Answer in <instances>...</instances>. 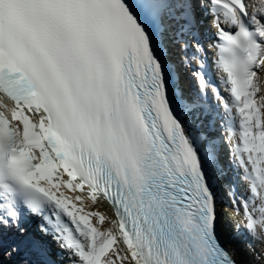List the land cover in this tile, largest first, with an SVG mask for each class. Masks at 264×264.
I'll return each mask as SVG.
<instances>
[{"label": "snow or ice", "instance_id": "obj_1", "mask_svg": "<svg viewBox=\"0 0 264 264\" xmlns=\"http://www.w3.org/2000/svg\"><path fill=\"white\" fill-rule=\"evenodd\" d=\"M243 236L264 243V0H0V264H245Z\"/></svg>", "mask_w": 264, "mask_h": 264}, {"label": "bare ground", "instance_id": "obj_2", "mask_svg": "<svg viewBox=\"0 0 264 264\" xmlns=\"http://www.w3.org/2000/svg\"><path fill=\"white\" fill-rule=\"evenodd\" d=\"M242 188H244L243 187V185H242ZM62 190H66V191H68V193L69 194H71L73 197H75L76 195H81L82 197H83V201L81 202L82 204H83V206H84V208L89 212V211H92V212H99V213H101V214H103V215H109L110 213H111V209H109L107 206H106V204L98 197L97 198V201L94 203V202H92V200L91 199H89V198H87L86 196H83V192H73V191H69V190H67V189H62ZM78 203H80V201H77ZM93 219V222L95 223L96 222V217H93L92 218ZM241 219V217L240 216H238V217H233V219H231V217L228 219V221H236V220H240ZM107 225L105 224V227H106ZM240 238V237H239ZM251 239H252V241L250 242V245H251V247H252V249H254L253 248V245H257V240L256 239H253L252 237H250ZM238 239V238H237ZM239 245H240V247L241 248H243L246 252H249L250 254H249V256L248 255H245L238 247V250H239V252H240V254H241V256H242V258H243V260H244V262H245V264H250V259L252 260V257L254 256L253 255V252L252 251H250L249 250V248H247V247H245V245L243 244V243H241V242H239L238 243ZM238 245V246H239ZM248 254V253H247Z\"/></svg>", "mask_w": 264, "mask_h": 264}]
</instances>
